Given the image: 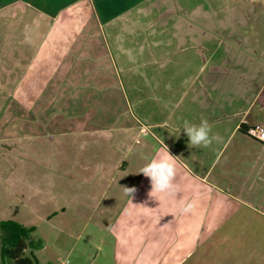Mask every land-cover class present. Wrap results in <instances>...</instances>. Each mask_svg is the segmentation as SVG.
Wrapping results in <instances>:
<instances>
[{
    "label": "crops",
    "instance_id": "obj_1",
    "mask_svg": "<svg viewBox=\"0 0 264 264\" xmlns=\"http://www.w3.org/2000/svg\"><path fill=\"white\" fill-rule=\"evenodd\" d=\"M201 119L209 148L183 131ZM256 125L264 0H0V225L35 227L28 252L47 225L60 250L106 249L93 264H264ZM164 145L178 191L150 196Z\"/></svg>",
    "mask_w": 264,
    "mask_h": 264
},
{
    "label": "clouds",
    "instance_id": "obj_2",
    "mask_svg": "<svg viewBox=\"0 0 264 264\" xmlns=\"http://www.w3.org/2000/svg\"><path fill=\"white\" fill-rule=\"evenodd\" d=\"M183 131L188 137L189 145L195 148H209L214 142H219L221 137L213 133L212 125L207 119H201L198 124L191 123L188 120L183 122ZM177 157L170 154L167 146L164 145L161 153L154 156L141 169L145 177L149 178L152 193L163 194L165 196L175 195L178 186L174 182L176 179ZM125 195L132 197L136 192L135 187L124 188ZM191 205H185L181 202V210H190Z\"/></svg>",
    "mask_w": 264,
    "mask_h": 264
},
{
    "label": "rangeland",
    "instance_id": "obj_3",
    "mask_svg": "<svg viewBox=\"0 0 264 264\" xmlns=\"http://www.w3.org/2000/svg\"><path fill=\"white\" fill-rule=\"evenodd\" d=\"M114 108V107H113ZM115 112H121L122 114H124L125 112V106L124 103L120 106H116L115 107ZM108 114V110L106 111ZM107 116V120H105V125L109 126L110 122L108 120V115ZM112 115V114H111ZM123 124V122H122ZM13 130H11L12 134H16V122L13 124ZM75 222V226L74 227V232L76 230H79L81 225L83 224L82 220L79 218H75L73 219ZM44 232V233H43ZM42 234L44 235V239L47 241L48 244L47 247L45 249H40L38 248H33L31 249V252L33 253V255L37 258L38 264H47V263H51V264H56L57 262L61 261V260H65L66 258L70 259V264H93L92 260L97 261V260H101L103 258V255L106 253V249H98V247L92 248L88 251H85V257L80 256L81 253L83 251L84 254V249L82 247V242H76L75 246V251L70 252L69 250H71V248H68V250H60L58 249L59 247L56 244V240L54 239V232L53 230L51 231L50 227L45 225L42 228ZM33 237L35 236L34 234L32 235ZM75 236H77V233L75 232ZM36 240V238H34ZM39 239V238H38ZM42 242H44L42 240ZM42 245L44 246V243H42ZM41 245V246H42ZM84 257V258H83ZM6 264H9L7 261H5ZM96 263V262H95Z\"/></svg>",
    "mask_w": 264,
    "mask_h": 264
},
{
    "label": "trees",
    "instance_id": "obj_4",
    "mask_svg": "<svg viewBox=\"0 0 264 264\" xmlns=\"http://www.w3.org/2000/svg\"><path fill=\"white\" fill-rule=\"evenodd\" d=\"M245 127L241 131L247 134ZM2 255L9 264H38L32 252H28L29 244L33 243L32 235L35 227H25L15 221H4L0 225Z\"/></svg>",
    "mask_w": 264,
    "mask_h": 264
},
{
    "label": "built area",
    "instance_id": "obj_5",
    "mask_svg": "<svg viewBox=\"0 0 264 264\" xmlns=\"http://www.w3.org/2000/svg\"><path fill=\"white\" fill-rule=\"evenodd\" d=\"M247 135L264 145V127L260 125L252 126L248 128ZM69 261L59 262L57 264H68Z\"/></svg>",
    "mask_w": 264,
    "mask_h": 264
}]
</instances>
